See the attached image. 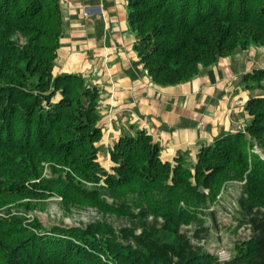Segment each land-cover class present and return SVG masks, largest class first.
Masks as SVG:
<instances>
[{
	"label": "trees",
	"instance_id": "16d2710c",
	"mask_svg": "<svg viewBox=\"0 0 264 264\" xmlns=\"http://www.w3.org/2000/svg\"><path fill=\"white\" fill-rule=\"evenodd\" d=\"M127 1L134 49L161 86L190 81L238 48L264 45V0ZM64 34L62 0H0V209L58 196L65 206L93 205L136 223L46 232L18 216L0 217V264H264V161L246 135L264 144V95L248 99L245 132L201 147L196 159L186 152L164 159L142 128L108 149L107 169L99 159L98 86L55 72ZM263 80L264 69L242 75L250 89ZM230 179H246L240 203L253 234L221 260L200 244L206 228L191 236L183 226L200 221L193 209L208 198L202 190L214 197Z\"/></svg>",
	"mask_w": 264,
	"mask_h": 264
},
{
	"label": "crops",
	"instance_id": "0c3cea01",
	"mask_svg": "<svg viewBox=\"0 0 264 264\" xmlns=\"http://www.w3.org/2000/svg\"><path fill=\"white\" fill-rule=\"evenodd\" d=\"M62 1L67 30L55 72L78 73L98 86L101 125L107 133L103 142L113 146L122 134L143 128L160 144L164 159L184 152L194 159L201 147L246 128L248 99L264 93L251 92L241 79L253 69H264L260 48L235 51L190 81L161 86L134 49L127 0ZM82 4L102 5L104 20L83 17ZM113 118L117 126L109 124ZM123 119L129 126L119 121Z\"/></svg>",
	"mask_w": 264,
	"mask_h": 264
},
{
	"label": "rangeland",
	"instance_id": "374dc122",
	"mask_svg": "<svg viewBox=\"0 0 264 264\" xmlns=\"http://www.w3.org/2000/svg\"><path fill=\"white\" fill-rule=\"evenodd\" d=\"M74 2L80 3L78 0H75ZM78 6L81 7L83 17H93L95 21L96 19H102V21L104 20L102 5L99 7H90L87 4ZM66 30L65 22V34ZM21 41L22 40L20 39V42ZM252 47L260 48L261 53H264V45L255 43L250 44L247 48H238L232 53L238 50H249L250 48L252 49ZM87 80L91 82L90 78ZM262 84L263 86H255L254 89H250L246 86L245 87L251 92L256 90L264 93V80L262 81ZM244 85L246 84L244 83ZM119 121L121 123H126V127L127 125L129 126V123H127L125 119H123V121ZM109 124L114 126L118 125L115 123V118L109 120ZM129 129L131 130L133 128ZM242 132H245V129ZM105 134L107 133L105 132ZM246 135L251 141L250 152L257 154L260 159L264 161V144L260 143L256 139H253L249 134ZM110 147L112 146L106 142L101 144L99 159L107 169H110L112 166L110 155L108 154V149ZM194 159H196V157ZM44 176H51V171L48 164H45ZM245 182L246 179H230L223 183L214 197L209 195L208 189L204 188L202 191L208 195L206 202L202 207H199L198 210H196V208L193 209L194 212L198 214L200 221L183 226V230H186L191 236H193L194 230L196 228H206V230L201 233L205 238L201 240L200 244L204 245V247L209 252L215 254L221 260L231 258L237 251V245L241 241L249 239L253 234L251 225L246 222V217L243 214V209L240 203L242 198L247 197ZM87 185L89 187L92 186L91 183H88ZM103 197L109 203H120L119 200L114 199L107 194L103 195ZM32 202L33 203L30 207H26L25 205L17 203L10 204L0 209V217H9L11 215L18 216L24 219L23 221L25 225L32 226L33 223L36 222L38 225V227H36L37 230L46 232L55 226L67 229L73 227H87L89 224H92L96 221H105L111 223L116 229L132 227L136 223V221L132 220L127 215H118L115 212L102 208L100 209L93 205L65 206L62 203L61 198L58 196H52L45 199H34ZM131 206L132 211H135L136 213L140 212L139 208L135 207L134 205ZM149 219L151 220V217ZM160 221H162V219H160ZM194 242H198V240L194 239Z\"/></svg>",
	"mask_w": 264,
	"mask_h": 264
}]
</instances>
